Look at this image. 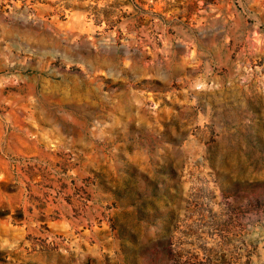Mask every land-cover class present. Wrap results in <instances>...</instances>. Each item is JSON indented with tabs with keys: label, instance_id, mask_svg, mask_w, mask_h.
I'll return each mask as SVG.
<instances>
[{
	"label": "rangeland",
	"instance_id": "1",
	"mask_svg": "<svg viewBox=\"0 0 264 264\" xmlns=\"http://www.w3.org/2000/svg\"><path fill=\"white\" fill-rule=\"evenodd\" d=\"M0 264H264V0H0Z\"/></svg>",
	"mask_w": 264,
	"mask_h": 264
}]
</instances>
